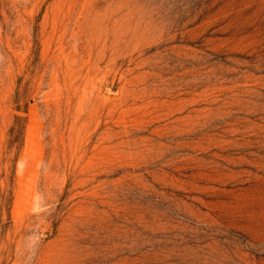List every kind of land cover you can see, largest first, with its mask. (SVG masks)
<instances>
[{
  "label": "rangeland",
  "instance_id": "obj_1",
  "mask_svg": "<svg viewBox=\"0 0 264 264\" xmlns=\"http://www.w3.org/2000/svg\"><path fill=\"white\" fill-rule=\"evenodd\" d=\"M0 264H264V0H0Z\"/></svg>",
  "mask_w": 264,
  "mask_h": 264
}]
</instances>
